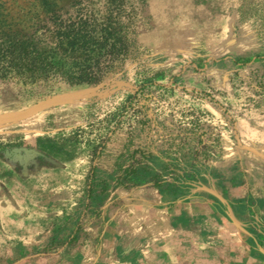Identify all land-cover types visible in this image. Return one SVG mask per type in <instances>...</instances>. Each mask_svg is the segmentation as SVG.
Listing matches in <instances>:
<instances>
[{
  "label": "rangeland",
  "instance_id": "obj_1",
  "mask_svg": "<svg viewBox=\"0 0 264 264\" xmlns=\"http://www.w3.org/2000/svg\"><path fill=\"white\" fill-rule=\"evenodd\" d=\"M53 1L64 18L118 27L128 52L97 84L0 81V117L77 96L0 121V264H100L103 249L137 240L165 216L173 233L179 223L187 230L203 264L263 260L254 249L234 255L230 234L211 228L214 212L243 214L223 171L239 145L236 123L264 110V0ZM47 17L41 0H0L7 31L48 47ZM170 183L181 190L175 199ZM249 223L243 239L258 247L257 207Z\"/></svg>",
  "mask_w": 264,
  "mask_h": 264
},
{
  "label": "crops",
  "instance_id": "obj_2",
  "mask_svg": "<svg viewBox=\"0 0 264 264\" xmlns=\"http://www.w3.org/2000/svg\"><path fill=\"white\" fill-rule=\"evenodd\" d=\"M235 132L238 135L239 145L229 149L230 151L225 154V159L229 162L227 166L230 165V167L223 172L231 183H237L234 187L231 186V183L229 184L230 198L232 199L230 202L237 210L242 209L243 214L242 217H239V213L235 212L233 215L214 212L211 229L214 231L213 234H230L233 244L229 242V248L234 255L250 256L254 249L257 254H263V260L256 258L252 264H264V241L262 245L256 247L247 244L243 239L252 236V227L249 223L251 212L257 207L264 217V110L244 115L236 123ZM239 158L241 161L235 163ZM216 186L213 184L211 188L207 187V189L220 200V205L225 210L228 200L220 196ZM151 223L146 226V233L139 236L137 240L133 241L134 236H132L133 239L128 238L130 241L124 238V243H117L115 248L103 249L100 254V264H203L202 251L197 249L194 251L188 247V239L185 238L187 230L180 223L174 226L176 228L174 233L172 220L169 216H165L162 223L156 224L154 221ZM196 226L197 228L193 230L195 231L193 238L195 241L203 227L202 224L197 223ZM174 234L179 239L178 243L172 244ZM127 242L129 246L126 245ZM220 259L222 258L214 263L241 264L236 263L235 257L232 256L227 261Z\"/></svg>",
  "mask_w": 264,
  "mask_h": 264
},
{
  "label": "trees",
  "instance_id": "obj_3",
  "mask_svg": "<svg viewBox=\"0 0 264 264\" xmlns=\"http://www.w3.org/2000/svg\"><path fill=\"white\" fill-rule=\"evenodd\" d=\"M41 1L48 16L41 34H49L51 43L47 47L43 39L9 32L0 22V81L97 84L127 54L128 45L118 27L84 16L64 18L53 0ZM166 191L173 199L181 194L173 183Z\"/></svg>",
  "mask_w": 264,
  "mask_h": 264
},
{
  "label": "water",
  "instance_id": "obj_4",
  "mask_svg": "<svg viewBox=\"0 0 264 264\" xmlns=\"http://www.w3.org/2000/svg\"><path fill=\"white\" fill-rule=\"evenodd\" d=\"M77 97L74 93H67V94H63L60 96H56V97H51L47 100L41 101L27 109L12 113V114H8L5 116L0 117V121L4 122V121H13V120H17L23 117H27L30 116L32 114H35L49 106H52L60 101H66V100H70Z\"/></svg>",
  "mask_w": 264,
  "mask_h": 264
}]
</instances>
